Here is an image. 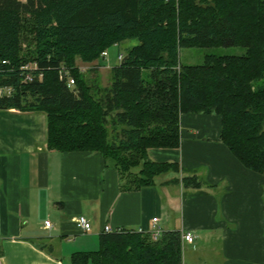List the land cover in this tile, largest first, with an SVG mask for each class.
Masks as SVG:
<instances>
[{
	"label": "trees",
	"instance_id": "16d2710c",
	"mask_svg": "<svg viewBox=\"0 0 264 264\" xmlns=\"http://www.w3.org/2000/svg\"><path fill=\"white\" fill-rule=\"evenodd\" d=\"M132 39L106 86L92 85L76 65ZM187 48L237 51L205 52L189 64L181 59ZM0 86L11 89L0 109L45 112L47 147L101 153L121 191L178 169L147 150L179 147L183 113L220 116L223 144L264 176V0H0ZM180 236L120 229L72 260L182 264Z\"/></svg>",
	"mask_w": 264,
	"mask_h": 264
},
{
	"label": "crops",
	"instance_id": "0c3cea01",
	"mask_svg": "<svg viewBox=\"0 0 264 264\" xmlns=\"http://www.w3.org/2000/svg\"><path fill=\"white\" fill-rule=\"evenodd\" d=\"M179 119V147L147 150L178 169L128 192L101 153L48 148L45 112L0 109V264H74V253L98 249L105 225L148 233L154 217L163 232L196 236L183 244L182 264H263L264 176L223 144L220 116Z\"/></svg>",
	"mask_w": 264,
	"mask_h": 264
},
{
	"label": "rangeland",
	"instance_id": "374dc122",
	"mask_svg": "<svg viewBox=\"0 0 264 264\" xmlns=\"http://www.w3.org/2000/svg\"><path fill=\"white\" fill-rule=\"evenodd\" d=\"M129 44L130 43L126 42L122 44L118 43V44H113V45L108 46L106 48L107 55L104 57L100 55L99 58L95 60V62L98 63L101 67L105 66L104 68L99 69L96 66V69L93 70L92 67H94L95 65L78 64L80 72H82V74L85 75L86 79L95 87L97 86L100 87V86H104V84H109L112 78V74H113L112 68L113 66L117 65L120 62L118 55L119 54L125 55L126 50L130 46ZM213 50L214 51H224V52L237 51V50H234L233 48H229V49L187 48V49L182 50L181 59L185 63L199 64L202 62L203 54L205 52H209ZM180 239H181V236H180ZM184 243L185 242H182V239H181L182 249L186 248L183 246Z\"/></svg>",
	"mask_w": 264,
	"mask_h": 264
},
{
	"label": "built area",
	"instance_id": "2783aa9c",
	"mask_svg": "<svg viewBox=\"0 0 264 264\" xmlns=\"http://www.w3.org/2000/svg\"><path fill=\"white\" fill-rule=\"evenodd\" d=\"M106 55H107L106 50L102 51L101 56L104 57ZM123 57L124 56L122 54L118 55L119 60H122ZM3 63H7V62L3 61ZM32 67H34L33 63L24 64L23 66H21V68L25 69V70L30 69ZM60 76L64 77L65 83H66V85L69 88L74 86L75 80H74L73 76H71L69 74V72L66 70L65 66L61 67ZM25 78L30 80L31 79V74L29 72H27ZM10 91H11V89L9 87H1L0 86V96L3 95V94H8V93H10ZM72 220L76 224V226L79 228V230L82 231V232H88L90 230V228H91L90 223L87 220V218H85L82 215L75 216V217L72 218ZM152 223H153V227H152L151 230H149L148 233H149L151 238L157 239V238H159L161 236L163 230L157 224V218L156 217H154L152 219ZM44 227L45 228H51L52 227L51 222L49 220H45L44 221ZM118 230H120V228L113 229L109 225H105L103 227L104 233H111V232H115V231H118ZM180 235H181L182 242H185V243H192L194 241V239L196 238V236L193 233H191V232H182V233H180Z\"/></svg>",
	"mask_w": 264,
	"mask_h": 264
}]
</instances>
